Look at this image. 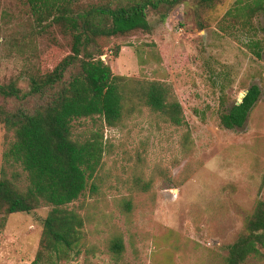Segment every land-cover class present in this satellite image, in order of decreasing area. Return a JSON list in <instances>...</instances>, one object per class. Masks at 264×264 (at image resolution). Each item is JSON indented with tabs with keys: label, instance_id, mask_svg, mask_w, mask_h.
<instances>
[{
	"label": "rangeland",
	"instance_id": "1",
	"mask_svg": "<svg viewBox=\"0 0 264 264\" xmlns=\"http://www.w3.org/2000/svg\"><path fill=\"white\" fill-rule=\"evenodd\" d=\"M235 1L199 11L192 0L149 10L148 30L104 41L100 59L128 80L126 90L137 82L165 83L185 125L166 122L136 99L125 103L117 127L98 117L73 121V139L98 133L104 145L95 178L64 207L82 220L75 244L65 255L40 245L52 206L0 213V264H35L38 256L56 264H224L227 247L264 199V16L252 20L253 29L234 28L223 17ZM33 29L28 0H0V84L27 90L30 77L70 53L69 39L55 28ZM255 85L260 95L245 125L223 129L219 114ZM16 104L0 100L7 108ZM12 139L0 123V177L24 189L26 173L6 155ZM116 241L120 252L112 250ZM261 254L244 264H264V248Z\"/></svg>",
	"mask_w": 264,
	"mask_h": 264
},
{
	"label": "trees",
	"instance_id": "2",
	"mask_svg": "<svg viewBox=\"0 0 264 264\" xmlns=\"http://www.w3.org/2000/svg\"><path fill=\"white\" fill-rule=\"evenodd\" d=\"M190 0H107L84 4L81 0H28L37 34L55 28L70 41V53L51 71L30 77L27 90L15 82L0 84V100L17 103L14 108L0 105V123L12 134L7 159L21 166L27 175L24 189L6 177H0V213L6 216L30 214L40 205L52 206L43 223V243L56 254H66L77 239L82 220L64 209L78 200L89 181L98 173L104 154L103 135L77 141L72 137V122L98 117L105 126L119 125L125 103L136 99L143 106L159 113L166 122L185 125L182 107L171 88L158 81L137 82L126 90V78L113 76L101 61L104 41L148 30V12L160 7L169 11ZM195 10L213 8L223 0H192ZM264 16V0H236L224 20L242 30L253 29L252 20ZM259 47L258 43L253 44ZM120 47L113 48L118 57ZM261 57L259 51L254 53ZM260 95L252 86L242 102H234L228 111L219 114L223 129L242 128ZM223 98L221 106L224 108ZM46 247V245H45ZM264 248V199L258 201L248 218L243 233L227 247L224 264H244L250 257L262 256ZM120 241L112 250L120 252ZM35 264H56L41 262Z\"/></svg>",
	"mask_w": 264,
	"mask_h": 264
},
{
	"label": "water",
	"instance_id": "3",
	"mask_svg": "<svg viewBox=\"0 0 264 264\" xmlns=\"http://www.w3.org/2000/svg\"><path fill=\"white\" fill-rule=\"evenodd\" d=\"M242 102V99L239 100V103Z\"/></svg>",
	"mask_w": 264,
	"mask_h": 264
}]
</instances>
